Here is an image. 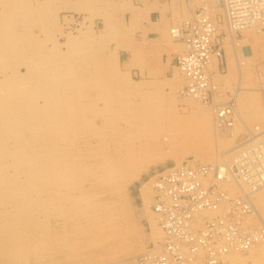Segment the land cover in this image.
I'll return each instance as SVG.
<instances>
[{
  "label": "rangeland",
  "instance_id": "1",
  "mask_svg": "<svg viewBox=\"0 0 264 264\" xmlns=\"http://www.w3.org/2000/svg\"><path fill=\"white\" fill-rule=\"evenodd\" d=\"M78 1L75 5V0L69 4L63 0H0V31L6 29L24 37H11V41L16 38L20 42H14L13 47L9 46L11 41L8 45L1 42L3 47L0 43V108L18 103L22 108V99L28 97L30 104L35 101L29 108L44 112L40 118L44 122L38 120L35 126L23 122V129L16 127L14 134L6 123L14 124L9 120H14L16 114L0 111V127H4L0 128V264H134L131 258L161 238L156 216L145 208L152 195L150 184L147 192L142 184L168 164L215 161L216 156L235 146L237 135L245 132L238 120L233 136L220 134L209 104L178 96L182 81L175 61L167 73L157 60L151 61L140 52L144 48L139 45L133 59H127L126 49L134 39L130 40L126 30L128 9H124L125 3L121 6L122 0ZM104 4L109 8L102 10ZM40 5L50 15L55 13L53 17L49 19L46 14L44 22L38 21L41 16L32 13ZM222 28L224 25L217 33V41L223 44L218 66L214 58L217 68L213 85L219 92L216 101L242 87L237 100L242 121L247 127H264V94L258 90L259 82L264 84L258 77V72L264 73V32L235 33V61L233 53H227L228 31ZM82 30L85 38L79 34ZM79 44L93 49L84 53L82 60L71 51ZM180 45L178 53L183 49ZM49 49L52 54L62 52L66 61L71 54L73 58L71 55L69 63H59L64 58L61 55L51 67L45 60L43 78H51L54 84L48 79L40 84L30 70L34 63L31 60L35 61L36 53L47 55ZM147 52H151L150 48ZM58 63H71L73 70L63 71L59 78V72L52 70ZM9 85L14 86L12 92ZM65 97L66 102L62 100ZM257 99V106L263 110L249 112L245 104L256 103ZM21 129L25 132L21 133ZM18 143L20 147L24 145L20 154L34 146L40 152L36 150L32 156L25 153L28 156L24 155L22 162L16 161L9 152L16 151ZM263 191L257 193L261 200L256 197L255 202L264 216ZM233 259L232 264H264V244L252 254H234ZM225 260L220 264H226Z\"/></svg>",
  "mask_w": 264,
  "mask_h": 264
},
{
  "label": "built area",
  "instance_id": "2",
  "mask_svg": "<svg viewBox=\"0 0 264 264\" xmlns=\"http://www.w3.org/2000/svg\"><path fill=\"white\" fill-rule=\"evenodd\" d=\"M211 1L224 9L227 23L232 25L233 29L243 28L251 22L253 24L255 19L264 21V0ZM192 14L191 18L173 29L176 38L184 43L186 49L183 54L175 57L176 66L188 80L181 91L183 94H193L196 99L212 105L218 118L221 119L219 123L231 125L232 98L227 102H214L206 69L210 54L214 52L218 60L222 56L221 46L217 41L219 28L205 7H196ZM232 148L233 151L230 153L233 154V158L228 163L211 165L198 163L193 169L191 165L176 169L169 166L170 168L154 173L156 194L153 207L162 216L160 221L166 231L163 251L153 257L150 254L141 255L137 263L148 264L145 260L149 258L151 264H198L197 252L203 247L206 252L202 257H206L209 264H217L219 257L227 252L228 244L236 237L240 238L241 249L247 248L250 242L249 233L238 218H241L243 213H248L250 199L242 193L230 197L218 188L213 179L222 180L225 171L219 172V170L225 167L248 186L253 187L255 184V189L262 187L261 172L263 171L261 170L264 168V160L263 162L258 160L260 157L264 159V132L256 131L251 135L248 134L246 143L242 138ZM249 154L257 160L254 165L249 166L255 168L253 172L249 171L246 164ZM210 173H216L217 176L210 178L207 183L199 178V175L202 178L209 177ZM222 201H228L225 206L226 211L222 214L220 212L222 217L215 221H204L198 232H190L191 215L194 211L218 208ZM177 242H180V245Z\"/></svg>",
  "mask_w": 264,
  "mask_h": 264
},
{
  "label": "bare ground",
  "instance_id": "3",
  "mask_svg": "<svg viewBox=\"0 0 264 264\" xmlns=\"http://www.w3.org/2000/svg\"><path fill=\"white\" fill-rule=\"evenodd\" d=\"M71 1H73V0H63V3L64 2H66L67 4H69ZM110 1H112V0H110ZM121 1V0H120ZM128 1V0H127ZM127 1L126 0H122V2H119L120 4H121V6L122 5H124V3L126 4L127 3ZM184 2H185V8L186 9H188V7H189V10H186V14H185V16H184V18L183 17H179V18H177L178 17V15H177V19H179V20H177V21H175V23L173 24V25H171L169 28H168V35L169 36H167L168 37V39L170 38V40H173V41H177V42H179L180 44H182L183 45V49H181L182 51L180 52V53H178L177 51H175L176 53H175V57L177 56V55H180V54H183L184 52H185V45H184V43L180 40V39H178V38H176V35H175V30L173 31V29H176L177 28V26H179L181 23H183L186 19H188V18H191L192 16H193V12H194V9L196 8V7H205V9H206V11H208V13L210 14V15H212V19H213V22L214 23H216L217 24V26H218V28L220 27V25H224V27L225 28H222V29H226L227 31H228V41L226 40V48L228 47L229 49H228V52L227 53H229V51H231V53H233V57H234V59H235V61L237 60V53H236V43H235V41H234V34L235 33H239L240 31H242L244 34H249V31L250 30H255L256 31V33H262V32H264V31H262L263 30V28H264V21H262V20H258V19H255L254 20V23L252 24V22L251 23H249V25H247V26H245V27H243V28H238L237 30L236 29H233L232 28V25H229L228 23H227V20H226V18H225V11H224V9H222L221 7H218V6H216V5H214L213 3H212V1L211 0H197L196 2H190V1H188V0H183ZM101 2V1H100ZM105 2V1H104ZM103 2V3H104ZM178 2V1H177ZM75 5L76 4H78L79 3V1L78 0H75ZM109 3H111V2H109ZM109 3H107L108 5H109ZM43 5H44V3H42ZM130 4H127V6H129ZM201 5H203V6H201ZM126 5H125V7H124V9L127 7ZM15 7V6H14ZM105 7H107V8H109L108 6H105V4H104V6H103V8H102V10L105 8ZM7 8V7H6ZM11 8H12V6H11ZM10 8V9H11ZM129 8V7H128ZM127 8V9H128ZM180 8V7H179ZM10 9L8 10L9 12H10ZM13 9V8H12ZM14 9H16V8H14ZM14 9H13V11H14ZM39 9V8H38ZM101 9H100V11L99 12H101L102 11ZM105 10V9H104ZM107 10V9H106ZM17 11V10H16ZM36 11V10H35ZM35 11H34V13H32V14H35V16H36V14H39L40 16H38V21L39 20H41L42 22H44V16H47V15H50V13H48V11L44 8V7H42L41 8V5H40V9L39 10H37V12L35 13ZM11 12H12V10H11ZM15 12V11H14ZM181 12V11H180ZM184 13V12H183ZM8 14L9 13H7V16H8ZM45 14V15H44ZM47 14V15H46ZM55 14V13H54ZM54 14H52L51 13V15H50V17H49V19L50 18H52L53 17V15ZM121 14H122V12H121ZM177 14H178V12H177ZM6 15V14H5ZM4 15V16H5ZM14 16V15H13ZM122 16V15H121ZM11 17V16H10ZM44 17V18H43ZM4 18V17H3ZM182 18V19H181ZM36 19H37V17H36ZM46 19V18H45ZM48 19V20H49ZM2 20H4V19H2ZM20 20V19H19ZM18 20V21H19ZM20 21H22V20H20ZM19 21V22H20ZM40 21V22H41ZM1 23V22H0ZM124 24H125V22H124ZM0 25H2V24H0ZM131 25H133L132 23H131ZM5 27H6V24L4 25ZM126 26V25H125ZM124 26V27H125ZM128 26V25H127ZM134 26H136L135 24H134ZM133 27V26H132ZM223 27V26H222ZM128 27H126V30H127V32H128V34H129V37H130V40L132 41V39H134V37H132V35H130V32H129V30L127 29ZM3 28H1V30H2ZM7 29H12V27H9V28H7ZM135 29V28H134ZM167 29V28H166ZM219 30V29H218ZM6 31V32H5ZM9 32V30H6V29H4V30H2V31H0L2 34H4V33H6V34H4V36L3 35H0V43L2 42V43H5V42H7V45H8V43L10 44L11 42V44L9 45V46H11V47H13L12 45H13V43L15 42V44H17L16 43V41H18V40H21L22 38L24 39V37H23V35L21 36V35H19V36H17L18 34H17V31H16V33L15 34H17V35H13V34H11L10 32ZM162 31H164V30H162ZM4 32V33H3ZM0 33V34H1ZM136 33V32H135ZM218 33V32H217ZM79 34H82L81 35V38H85L87 35H86V33H85V31H80L79 32ZM165 34H166V30H165ZM13 35V36H12ZM163 35V34H162ZM19 37V39L18 40H16L15 41V39H12V40H14V41H11V37L12 38H14V37ZM218 36V35H217ZM76 37L77 36H72L71 38L72 39H76ZM22 39V40H23ZM161 39V38H160ZM166 40V42L167 41H169V40ZM220 39V38H219ZM11 41V42H10ZM140 41H142V40H140ZM19 42V41H18ZM145 42V41H144ZM158 42V41H157ZM171 42V41H170ZM2 43H1V45H2ZM20 43V42H19ZM152 42L150 41L149 42V44H151ZM220 43V46L223 48V44H222V42L220 41L219 42ZM14 44V45H15ZM148 44V45H149ZM167 44V43H166ZM1 45H0V47H1ZM6 45V44H5ZM19 45V44H18ZM147 45V44H146ZM152 45V44H151ZM178 45V44H177ZM4 45H2V47H3ZM34 46H38L39 47V45H37V44H35ZM89 46H91V45H81V44H79V45H76V46H73V48H72V53H73V55H76V57L79 55V56H81L80 57V59L81 58H83L84 56H86V55H83L84 53H86V52H88L89 51V49H91L90 51H92L93 49H92V47H90L89 48ZM57 47V46H56ZM172 47V46H171ZM181 47V45L180 46H178L177 48H180ZM4 48H7V46L6 47H4ZM4 48H3V50L2 51H4V52H6V50H4ZM10 48V47H9ZM15 48V47H14ZM16 48L18 49V46H16ZM59 48V47H58ZM150 48V50L151 51H155V50H153L154 48L153 47H145L142 51H140V52H142L143 54H145V53H147V50ZM26 49V48H25ZM8 50H10V49H8ZM13 51H14V49H12ZM20 50V48L18 49V52H21V51H19ZM22 50V49H21ZM24 50V49H23ZM47 50V49H46ZM56 50V49H55ZM221 51H222V49H220ZM50 51H51V53H50ZM172 51V50H171ZM9 52V51H8ZM17 52V51H16ZM17 52V53H18ZM55 52H58V50H56ZM55 52H53V54H52V49H49V53L46 55V52H43V54L41 55V53L39 54V53H36L37 55L36 56H34V57H36V59H34L35 61H33V60H31L32 62H34L33 63V66L31 67V71H32V74L34 75V77L37 79L36 81H37V83L39 82H43L44 83V80L46 81L48 78H43L45 75V71H44V69H43V67H44V62H45V60L47 61L46 63L47 64H51V63H57L59 60L57 59V58H60V56L62 55V52H60L59 51V54L57 53V54H54ZM69 53H70V50L68 51ZM174 52V51H173ZM172 52V53H173ZM10 53H12V51L10 52ZM15 53V52H14ZM172 53H171V55H172ZM22 54V53H21ZM87 54V53H86ZM88 54H92L91 52H89ZM58 55V56H57ZM66 55V54H65ZM72 55V54H71ZM70 55V56H71ZM73 55H72V58H73ZM167 55V54H166ZM63 56V55H62ZM70 56L68 57H66V58H68V60L70 59ZM78 56V57H79ZM154 56V55H153ZM159 56V55H158ZM168 56V55H167ZM64 57V56H63ZM175 57H174V61H175ZM62 58V57H61ZM87 58H89V57H87ZM86 58V59H87ZM217 60V66H218V64H219V60L215 57V53L213 52L212 54H210L209 55V63H208V65H207V67H206V69H207V74L209 75V83H210V88H211V90L213 91V96H212V98H213V100H214V102H216V100L217 99H219L218 97H217V95L219 94V92H218V90L217 89H215L214 88V85H213V79H214V75H215V71H214V68L216 67L217 68V66H216V60ZM56 59L58 60V61H56ZM78 60H79V58H77ZM86 59H85V61H86ZM152 59V58H151ZM150 59V60H151ZM221 59V58H220ZM5 60V59H4ZM44 60V61H43ZM54 60V61H53ZM67 60V61H68ZM78 60H76V61H78ZM82 60V59H81ZM146 60V59H145ZM170 60V59H169ZM228 60L230 61V58H229V56H228ZM6 61V60H5ZM5 61L3 62V63H5ZM49 61V62H48ZM66 61V59H65V57L63 58V60H60L59 61V63H66L65 62ZM73 61V60H72ZM75 61V62H76ZM80 61V60H79ZM103 61V60H102ZM101 61V62H102ZM151 61H154V58L151 60ZM156 61V60H155ZM173 61V60H172ZM74 62V63H75ZM84 62V61H83ZM83 62H81V63H83ZM6 63H7V61H6ZM30 62H28V64H29ZM58 63V64H59ZM67 63H69V61L67 62ZM237 63V62H236ZM0 64H2L1 62H0ZM72 64H73V62H72ZM78 64V63H77ZM80 64V63H79ZM4 66H5V64H3ZM30 65H31V63H30ZM61 64H59V66L57 67V68H53L52 70L54 71V69H55V73L57 74V72H59L58 74L59 75H57L58 77L59 76H61L60 75V73H63V71H68V72H70V70L72 69L73 70V67L71 66V63H70V66L68 67V66H64L63 64H62V66H60ZM176 65V64H175ZM52 66H54V64L52 65ZM0 67H2L1 65H0ZM7 67V66H6ZM6 67H4V69L6 70ZM50 67H51V65H50ZM55 67V66H54ZM44 68H46V66L44 67ZM2 69V68H1ZM0 69V70H1ZM8 69V68H7ZM12 69V68H11ZM176 70H177V76H178V79H179V81H182L178 86H182L180 89H178V96H184V98H186V97H189V99L191 98V99H195V101H196V97L195 96H193V94H183L182 93V88L183 87H185L186 85H187V83H188V80L186 79L187 77L184 75V73L176 66V68H175ZM3 70V69H2ZM46 70V69H45ZM0 73H1V71H0ZM3 73V72H2ZM71 73V72H70ZM70 73H67V75L68 74H70ZM64 76H66L65 74H63ZM216 76V75H215ZM33 77V79H35ZM68 78H70L71 77V75H70V77L69 76H67ZM72 77H74L73 76V73H72ZM71 77V78H72ZM77 76H75L74 78H76ZM258 77H259V80L260 79H263V81H264V73L261 71V72H258ZM60 78V77H59ZM66 78V77H65ZM71 78H70V82L69 83H71ZM51 78H49L48 80H50ZM56 80V82L58 81V78H56V79H54V81ZM72 80H73V78H72ZM53 81V80H52ZM59 81H61V80H59ZM65 81V80H64ZM49 82V81H48ZM62 82V81H61ZM45 83H47V82H45ZM50 83H52L51 82V80H50ZM58 83H60V82H58ZM66 83H68V81H67V79H66ZM19 84V83H18ZM40 84H42V83H40ZM48 84V83H47ZM52 84H54V83H52ZM73 84V83H72ZM263 84V82L262 81H260L259 82V89L258 90H260V91H262L263 92V94H264V88H262V85ZM8 85V84H7ZM14 85V84H13ZM45 85V84H44ZM68 85H70V84H68ZM264 85V84H263ZM17 87L19 86V85H16ZM15 86V87H16ZM41 86H43V85H41ZM53 86V85H52ZM64 86V85H63ZM67 85L65 84V86L64 87H66ZM71 86V85H70ZM69 86V87H70ZM13 87V88H12ZM17 87H16V89H17ZM46 87V86H45ZM49 87V86H48ZM2 88V87H1ZM9 88H10V91L12 92L13 90H14V86H12V85H9ZM19 88V87H18ZM242 89V87H238V89H237V91L233 94V95H228L226 98H224L223 97V99H224V101H226L227 102V100H229L230 98H232L231 100L233 101V106H232V110H233V116H232V118H231V120H232V122H231V125H226V123L224 124H222V123H219V122H221V119L220 118H218V116H217V112L214 110V108H213V106L212 105H208V103H205V102H202V100L201 99H197V101H196V103H198V104H202V103H205V104H207L208 106H210V108H211V110L213 111V116H214V122H215V126H216V129L220 132V134H225L226 136H233L235 133H234V127H235V124H236V122H238V120L242 123V126L243 127H245V132L243 133V134H241V135H237V137H236V140H235V144L240 140V139H242L243 138V140L245 139V143H246V137H247V135L249 134V135H251V134H253V133H256V131H258L259 133L260 132H264V127H261V126H254V127H247L246 126V124L242 121V119H241V117H240V115H239V113H238V106H237V100H238V93H239V90H241ZM20 90V89H19ZM17 91V90H16ZM63 93H64V91H62ZM66 92H68V91H66ZM10 93V92H9ZM18 93V92H17ZM10 94H13V93H10ZM65 94V93H64ZM64 94L62 95V96H64ZM67 94V93H66ZM65 94V95H66ZM2 96H3V94H2ZM1 96V97H2ZM67 97H68V94H67ZM28 98V97H27ZM26 97L24 98V99H22V100H24L22 103H23V107L22 108H20L19 107V103L17 104V105H13V106H11L10 108H6V109H2V108H0V111L3 113V111H5L4 112V114L6 113V111L7 110H9V111H12L13 113H15L16 114V117H14V120H15V122H13L12 120H9V121H11L12 123H14V124H12V125H8V122L6 123L7 124V126H9L10 127V129L9 130H11V131H13V133L15 134V131L17 130L16 129V127L20 130V127L22 128V124H24V123H26V124H28V125H30V124H34L33 126H35V124H36V122L38 121V120H40V118L42 119V115L44 114V112H42V110H38V109H40V108H38V109H34V108H32L31 106V108H29L28 107V105H31L32 103H34V102H32L31 101V104H30V102H29V99H27ZM189 100V101H193V100ZM223 99H221V100H219V101H222V102H224L223 101ZM19 100H21V99H19ZM21 100V101H22ZM63 101H65L66 100V97H65V99H62ZM27 101H28V103H27ZM264 101V100H263ZM6 102H8V101H6ZM66 102V101H65ZM257 103H258V99L256 100V103H254L253 101L251 102V103H246L245 104V107H246V109H248V111L249 112H251L253 109H254V112L255 111H257V110H259V109H261V110H263L261 107H259V105L257 106ZM0 104H1V99H0ZM195 104V103H194ZM32 105H34V104H32ZM197 105V104H196ZM203 105V104H202ZM16 106V107H15ZM206 106V105H205ZM24 107H25V109H24ZM207 108H209V107H207ZM209 108V109H210ZM30 110V111H29ZM261 110H260V113L259 114H261ZM11 112V113H12ZM1 114V113H0ZM18 114V115H17ZM48 114V113H47ZM2 116H3V114H1ZM19 115H21L20 117H17V116H19ZM8 116V115H7ZM44 116H46V115H44ZM49 118H50V116H48ZM11 118V117H10ZM21 118V119H20ZM48 118V119H49ZM244 118V117H243ZM3 119H4V117H3ZM2 118H1V120H3ZM5 119H6V117H5ZM4 119V120H5ZM20 119V120H19ZM47 119V118H46ZM8 120V119H7ZM23 120V121H22ZM42 120H40V122H41ZM47 121V120H46ZM49 121V120H48ZM10 122V123H11ZM24 122V123H23ZM42 122H44V121H42ZM41 122V123H42ZM22 123V124H21ZM219 123V124H218ZM2 124L4 125L5 123H3L2 122ZM1 125V124H0ZM38 125V124H37ZM37 125H36V130H37ZM39 125H41V124H39ZM38 125V126H39ZM43 125V124H42ZM42 125H41V127H42ZM226 125V126H225ZM32 126V127H33ZM1 127H3V126H1ZM0 127V128H1ZM23 127H25V126H23ZM40 127V126H39ZM4 128V127H3ZM30 128V127H29ZM35 128V127H34ZM2 129V128H1ZM23 129V128H22ZM21 129V133L22 132H25L26 131V129L24 128V130H22ZM31 129V128H30ZM38 129H40V128H38ZM8 130V131H9ZM32 131H33V128L31 129ZM43 130V129H42ZM2 131V130H1ZM7 132V131H6ZM38 132V131H37ZM1 133V132H0ZM11 133V132H10ZM36 133V132H35ZM3 134V133H2ZM20 134V133H19ZM39 134H40V131H39ZM5 135V134H4ZM32 135H33V133H32ZM1 136V135H0ZM37 136V135H36ZM41 136V135H40ZM5 137V136H4ZM13 137H17V135L16 136H13ZM34 137V136H33ZM39 137V136H38ZM36 138V137H35ZM5 140H6V138H4ZM14 139V138H13ZM2 140V139H1ZM26 140V139H25ZM35 140V139H34ZM249 140V139H248ZM3 141V140H2ZM8 141V140H7ZM20 141V140H19ZM3 142H5V141H3ZM23 142H24V140H23ZM34 142V141H33ZM37 142V141H36ZM39 142V141H38ZM1 143V142H0ZM8 143H9V141H8ZM14 143V142H13ZM15 143H17V142H15ZM29 143V142H28ZM30 143H32V141L30 142ZM27 144V143H26ZM30 145V144H29ZM32 146L34 145V143L33 144H31ZM36 145H39V144H36ZM22 146H24V145H22ZM21 146V147H22ZM247 146H250V145H248L247 144ZM15 147H16V145H15ZM14 147V148H15ZM20 146H19V143H18V145H17V148H15L16 149V151H11L10 150V154L12 153V155H13V157L15 158L14 160H16V161H19V159H21V158H23L24 157V155L25 156H28V155H26V154H29V156H32V152L35 154L36 153V150H37V148L36 149H34L35 148V146L34 147H32L33 149H29L28 148V150L29 151H27L28 153H24V155L21 153H18L19 151L21 152L22 150H23V148H21ZM37 147V146H36ZM240 147H242V146H240ZM30 148H31V146H30ZM38 148H39V146H38ZM25 149V148H24ZM233 148H230L228 151H227V149L225 150L227 153L225 154L223 151V153L224 154H220L218 157L216 156L215 158H217V159H215V161H211V162H202V161H182V162H176V163H173V166H172V164H168L167 166H164V167H162V168H160V169H157L156 171H154L153 172V174H151L150 175V177H149V180H147V182H145V183H143L142 185V188H143V190L145 191V192H147L146 191V189H148V184H150V186L149 187H151V193H150V189L148 190V192L150 193V194H152L151 195V197L150 196H148V197H150L151 199H144V200H146V204L148 203V200H149V202L150 203H148L147 204V206L145 207L146 209H148V210H150L151 211V213H153V215H155L156 216V220H157V225H156V227L158 226L159 227V230H160V232L158 231V234H160L161 233V238L159 239V238H157V239H159L157 242L156 241H154V242H156V243H154L153 242V244L152 245H149L142 253H140L139 255H137V257L138 256H141V255H147V254H150V256L151 257H153V256H157L158 254H160L162 251H163V242H164V239H165V235H166V231H165V229L162 227V223H161V221H160V219L162 218V216L161 215H159V213L157 212V211H155L154 210V207H153V205H154V202H155V194H156V190H155V187H154V185H155V179H156V177H154V173L155 172H157V171H160V170H165V169H167L169 166L170 167H173V168H179V167H182V166H185V165H191V168L193 169L195 166H196V164H198V163H201V164H205V165H207V164H209V165H211V164H214V163H222V162H224V163H228V162H230V159L232 160V158H233V154L232 153H230L231 151H233L232 150ZM6 151V150H5ZM5 151H4V149H2V153L4 152L5 153ZM26 151V150H25ZM38 152V154H39V152H40V149L39 150H37ZM31 152V153H30ZM8 153V152H7ZM36 153V154H37ZM218 154V153H217ZM39 156V155H38ZM36 158L35 159H37V156H35ZM33 159V158H32ZM263 158H259V160H258V162H263ZM21 162H22V159L20 160ZM256 159H254L253 158V156H251L250 154H249V157L247 158V162H246V164H247V168H249V166L250 165H254V163H256ZM32 162H34V161H32ZM36 162H37V160H36ZM24 163V162H23ZM17 164V163H16ZM35 165H36V163H35ZM34 165V166H35ZM169 167V168H170ZM187 167V166H186ZM35 168V167H34ZM37 168V167H36ZM212 171V170H211ZM222 171H225V176L222 178V180H217V178H214L213 180L216 182V184H217V186H218V188H220V190L221 191H223V192H225L226 194H228L230 197L231 196H236L237 195V193H242L243 195H247L246 197L248 198V199H250V202H249V204H250V206H249V208H248V213H243V215L241 216V218H238V219H240V221H241V223H242V225H244V227L246 228V231L249 233L248 234V240H250V242H249V244H248V246H247V248H244V250H242L241 249V241H240V238L239 239H237V237L234 239V240H232L229 244H228V250H227V252H225L223 255H221L220 257H219V260H218V262H217V264H220V263H222V261H224V259L226 258V264L228 263V264H232L233 263V256H234V254H236L237 255V253H241V254H243V253H246V252H250L251 254H252V251L254 252V250H255V252H256V250H258V247H260L261 245H263L264 244V216L263 215H261L262 214V212L261 211H258L257 210V207H256V203L257 202H255L256 201V197H258V196H256L257 195V193H259L260 191H261V193H262V190H264V168L261 170V171H263V172H261V174H262V177H261V179H262V187H260V188H258V189H255L254 188V186H255V184H254V186L252 187H250V186H248V184H246V183H244V182H241L240 181V178H237L232 172H231V170L229 169V170H227V168H225V167H221V171L219 170V172H222ZM249 171H255V168L252 166V168H249ZM216 175V173H213V174H209V177H204V178H202L200 175H199V178L204 182V183H207V181L210 179V178H213V176H215ZM217 176V175H216ZM149 181V182H148ZM147 187V188H146ZM141 188V187H140ZM142 188H141V190H142ZM145 192H142L143 194L145 193ZM264 192V191H263ZM233 193H235V194H233ZM145 196H146V193H145ZM263 196H264V194H263ZM229 197V198H230ZM145 198H147V197H145ZM259 199H260V197H258ZM261 200V199H260ZM259 200V201H260ZM262 200H263V197H262ZM258 201V204H260V205H262L263 203H260ZM264 201V200H263ZM228 204V201H222L219 205H218V208H203V209H199V210H196V211H194L193 212V214L191 215V219H192V223H191V228H190V232H192V233H196V232H198V228L199 227H202L203 225H204V221H215L216 219H218V218H220V217H222V213H224L225 211H226V209H225V206ZM258 209H260L259 208V206H258ZM220 212H221V214H220ZM261 213V214H260ZM252 217H254L255 219H257V220H255V221H253V219H252ZM153 221H155V220H153ZM155 223V222H154ZM246 225V226H245ZM249 225H254L251 229H249L250 227H248ZM244 228V229H245ZM158 229V228H157ZM156 229V230H157ZM158 237V236H157ZM177 244L178 245H180V242H177ZM260 250V249H259ZM204 252H206V249L205 248H203V247H201L200 249H199V251L197 252L198 254H197V256H196V260L198 261V264H209L207 261H206V257H202V254L204 253ZM260 252V251H259ZM258 253V252H257ZM240 255V254H239ZM133 257H135V256H133ZM137 257H135L134 259L133 258H131V260H134V262L133 261H131V262H133L134 264H141L140 262H138L137 263V260H138V258ZM137 258V259H136ZM228 258V259H227ZM170 259V258H169ZM145 262L146 263H148V264H151V260H149V258L148 259H146L145 260ZM132 264V263H131Z\"/></svg>",
  "mask_w": 264,
  "mask_h": 264
},
{
  "label": "crops",
  "instance_id": "4",
  "mask_svg": "<svg viewBox=\"0 0 264 264\" xmlns=\"http://www.w3.org/2000/svg\"><path fill=\"white\" fill-rule=\"evenodd\" d=\"M127 4L130 5L127 6ZM125 5L127 8L129 7L126 12L128 15V30L130 35L133 34L132 37H134L133 45H129L126 49L127 59H133L138 50L136 49L137 45L142 48L153 47L155 51L150 50L151 52H147L145 56L154 58V61L157 60L160 69L169 73L174 62L175 51L178 50L179 42L170 40V38L168 39V28L175 21L179 20L180 16L184 17L189 7L188 9L185 8V2L183 0H128ZM167 39L169 41L166 42ZM150 41L152 45L149 44ZM146 70H143L145 71L144 73H146Z\"/></svg>",
  "mask_w": 264,
  "mask_h": 264
}]
</instances>
